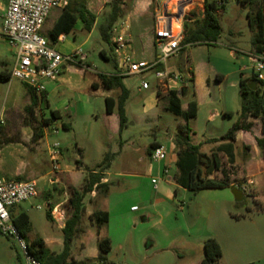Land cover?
Returning a JSON list of instances; mask_svg holds the SVG:
<instances>
[{"label": "rangeland", "instance_id": "374dc122", "mask_svg": "<svg viewBox=\"0 0 264 264\" xmlns=\"http://www.w3.org/2000/svg\"><path fill=\"white\" fill-rule=\"evenodd\" d=\"M163 1L168 0H153L149 15L153 17L155 10L163 7ZM243 1H225L222 35L216 44L188 47L178 58L168 63L169 69L182 77L189 78L191 71L197 76L194 92L199 94L198 99L193 96L192 87L183 90L184 81L176 84V88L182 94L183 109L187 108L191 100L200 102L199 115L189 121V126L192 129L193 144L201 145V152L206 154H210L219 145L209 141L222 138L238 121L242 105L240 81L244 76L252 75L253 31L248 17L251 5L244 4ZM146 2L143 0L144 4ZM250 2L252 13L255 14L262 0ZM132 4L133 0H127L126 10ZM193 12L194 20L187 23L188 26L203 18L202 8L196 7ZM104 15L101 14V19ZM147 16L148 14L146 18ZM151 20L150 25L153 24ZM50 27L51 24L46 23L42 29L45 38ZM147 35L146 42L150 41L147 52L152 54V33L149 31ZM88 37L86 32L79 34L77 43L82 45L79 47L82 56L76 58V64L66 66L59 83L51 82L47 85L50 91L49 97L47 96L50 110L59 109L64 121L72 127L70 130L60 128L59 133L54 136L50 133L52 136L48 138V142L61 143L63 160L72 170L74 184L80 187L91 172L100 171L98 166L105 156H111L109 167L103 169L106 182L111 183L110 193L104 199L97 194L86 197L81 232L72 243L73 261H96L98 242L109 238L112 249L107 258L112 263L198 264L205 256L204 243L214 238L221 244L223 251L219 264H264V184L259 187L256 178L242 173L250 149L247 150L242 143H236L237 156L234 164H230L226 155H221L223 166L230 173L235 188L248 178L255 181L251 193L244 195L243 200L235 199L232 188L199 192L185 190L173 180L174 168L169 173L172 181L168 182L164 169L176 158L174 140L179 126L185 124L182 118L165 109L172 87L161 90L154 109H149L146 99L155 91V78H145L150 83V90H142V76L126 78L125 85L130 92L127 116L129 122L119 134L117 114H106L105 99L118 98L120 91L111 95L92 89L93 86L96 88L92 82L98 74L114 72L112 63L103 59L101 51L107 52L113 61L117 56V49L113 41L112 44L103 41L98 27ZM14 63V50L0 37V74L11 72ZM17 82L15 80L12 86L0 80V111L11 109L23 99L28 101L27 90ZM261 89L264 93V86ZM25 104L23 102L20 108L5 111L6 124L0 141L5 146L24 144L29 161L37 154L42 156L41 170L44 168L43 172H46L49 167L46 142L43 140L34 144L31 130L28 135L23 136L25 141L21 140L18 133L26 130L24 120L28 116ZM50 110L45 107L47 116H50ZM36 113V117L41 120L37 110ZM65 113L71 114V117ZM253 122L250 133L253 137L260 136L261 120L254 119ZM251 136L242 135L240 138L252 142ZM155 141L162 143L167 150L166 159L160 163L153 161L148 152ZM26 164L32 166L31 163ZM20 177L31 179L28 175ZM212 178L220 180L223 174L217 172ZM153 179H159L158 189L152 184ZM41 207L40 210H30L32 231L27 241L41 238L47 242L51 251L61 253L64 247L62 228L55 221H48V207L42 204ZM132 207H136L137 211L133 212ZM64 209V217H67L68 209ZM96 210H104L109 214V222L100 229L91 217ZM0 264H22L17 243L2 234Z\"/></svg>", "mask_w": 264, "mask_h": 264}, {"label": "trees", "instance_id": "16d2710c", "mask_svg": "<svg viewBox=\"0 0 264 264\" xmlns=\"http://www.w3.org/2000/svg\"><path fill=\"white\" fill-rule=\"evenodd\" d=\"M223 3L222 6L220 4ZM242 3L250 4L251 11L248 15L249 26L253 31L252 46L257 53L264 52V0L255 11L252 13V3L250 0H244ZM226 2L205 0L203 18L199 21L193 22L192 26H185V38L183 41L185 52L188 47L198 46L201 44H216L222 35V15ZM110 11L104 15L98 30L104 42L112 44L111 31L113 27L125 18L129 10H126L127 0H112ZM194 13L190 17H194ZM78 21L84 24V30L91 33L97 21V16L91 13L83 3H78L76 7H66L49 32V44L57 43L59 36L62 34L69 35L74 30ZM101 56L105 60H109L104 51H101ZM183 68H180L182 70ZM189 78L183 76L184 88L183 90L192 87V94L195 96L194 83L195 74L190 72ZM102 86L106 91H120L118 98L107 97L105 99L106 114L108 116L117 114L119 120L120 134L127 127L129 119L126 112V104L130 97V92L123 83L125 77L114 74L105 75L98 74ZM10 72H2L0 80L7 82L11 79ZM220 79V77H218ZM257 84V90L253 91L250 84ZM264 84L260 83L256 78L241 79L240 81V94H241V111L238 121L233 127L220 139L210 140L209 143L219 144L216 148L212 149L210 154L201 152V145H194L192 142V129L189 126V121L196 119L198 115V103L195 100L189 101L187 109L182 106V94L177 90H170L168 93V101L166 104V111L173 114L178 118H182L185 124H181L178 128V134L174 140L176 147L177 161L175 163V174L173 180L175 183L189 191H203L208 189H225L235 188L231 180V175L225 170L221 155L227 156L230 164L236 161V142L237 135L240 132L249 133L254 123L250 119L261 120V132L263 137L257 140L258 147L264 154V93L261 89ZM27 87V86H26ZM94 87V86H93ZM28 93L31 97V104L27 107L26 112L31 117L33 123V143L37 144L44 138V127L49 126L52 120L61 119L60 113L51 111V120H36L33 115V110L37 107L38 100L36 95L31 89L27 87ZM190 91V90H189ZM46 98L45 106L49 109L47 100V93L44 94ZM232 116V114H228ZM66 130L70 129L64 125ZM159 144L153 142L149 147V154L158 147ZM248 150L249 146L244 145ZM111 156L107 154L103 162L98 166L100 171H93L84 180L80 187H74L71 184L66 186L68 194V201L66 207L68 215L66 218L65 226L62 229L64 235V247L61 253L51 251L45 241L41 238H35L29 243L30 253L33 254L43 264H87L86 262H74L71 258L72 243L75 237L81 232V225L86 212L85 199L88 195L96 193L97 196L103 199L108 196L111 189L110 182H103L104 171L109 167ZM80 164V163H78ZM217 172H222L223 178L218 180L212 178ZM21 181H26L20 178ZM15 226L20 231L21 235L27 239L32 231V223L28 214L21 212L15 215L11 211ZM46 217L48 221L54 222L52 216V209L49 208ZM91 217L96 221L98 229L109 222V214L103 210H96L92 213ZM99 233V232H98ZM99 253L98 260L108 261L107 255L112 249L111 240L103 238L98 242ZM204 258L198 264H219L223 257V251L219 242L210 238L204 243Z\"/></svg>", "mask_w": 264, "mask_h": 264}, {"label": "built area", "instance_id": "2783aa9c", "mask_svg": "<svg viewBox=\"0 0 264 264\" xmlns=\"http://www.w3.org/2000/svg\"><path fill=\"white\" fill-rule=\"evenodd\" d=\"M63 0H9L2 23V37L15 52V63L11 73L12 79L25 84L36 95L38 104L36 110L41 120H45L44 109L46 98V81H56L61 76L64 67L76 64V58L82 56V50L77 49L70 54H62L53 48L42 35V29L51 13L63 8ZM205 0H168L157 11L154 24L155 58L152 61H137L129 54L130 39L128 26L117 23L112 31V41L122 56L123 73L120 76H142V90H150L146 77L156 80L155 92L167 89L171 84H181L183 77L169 69L168 63L182 53L185 38V26L191 23L190 17L196 7L204 10ZM223 3L220 4L222 6ZM252 77L264 84V52L255 53L252 58ZM184 86V84H183ZM5 124L3 114L0 116V127ZM57 127H50L49 133L58 134ZM47 155L50 162L49 181L55 183L62 172L63 148L60 142L49 146ZM151 157L155 162H163L167 150L163 145L156 147ZM172 167H165L164 174L168 182ZM152 184L158 189L159 179H153ZM255 186V181L248 178L238 184L237 188L244 195H249ZM37 180H6L0 179V234L14 240L22 255V264H43L30 253L29 243L15 226L11 211L16 206L34 200L38 197ZM38 209H42L38 206ZM137 211V208H133ZM87 264H116L109 261L96 260Z\"/></svg>", "mask_w": 264, "mask_h": 264}, {"label": "crops", "instance_id": "0c3cea01", "mask_svg": "<svg viewBox=\"0 0 264 264\" xmlns=\"http://www.w3.org/2000/svg\"><path fill=\"white\" fill-rule=\"evenodd\" d=\"M8 1L9 0H0V37L3 40H4V38L2 37V23H3V17L5 14V11H6L7 6H8ZM63 1L65 2L64 7L54 10L46 22L47 24L48 23L51 24V27L48 30V33L46 35L47 40H48L49 32L52 30L53 26L56 24V22L58 21V19L60 18V16L62 15V13L66 7L74 6V8H75L78 3H83L91 13H93L94 15L97 16V21H96L91 33L85 31L84 30V24L81 21H78L71 34L60 35L57 43L51 45L57 51L66 55V54H70V53L74 52L75 50L79 49V47L82 46V45H78V43H77V39H78L79 34L83 35V32H86L89 35V37H91L94 34L95 29L102 22L101 14H103V13L107 14L110 11V5L109 4L111 3L112 0H63ZM146 1L147 2L144 4L143 0H133V4H132L131 8L129 9V13L125 17V21H122V20L119 21V23H125L129 28V30H128L129 39H130L129 54H131L133 59L137 60V61H152L155 58L154 34H153L154 27H153V25L155 24V16H156L157 11L159 9L157 8L155 10V13L153 14V17H152V15H149V9H150V6H151L153 0H146ZM165 3L166 2L163 1L162 5H164ZM147 14H148V16L146 18ZM149 19L150 20L152 19L151 21L153 24L150 25ZM149 31L152 33V39H151L152 50H153L152 54L147 52L149 47H150V41L146 42L147 37H148L147 34ZM116 52H117V56L114 58L113 61H111V58L108 55V53L105 52V55L109 60H105V59L104 60L106 62L112 63V67L114 69V72L113 73L102 72V74H105V75H114V74L122 75V73H123L122 56L118 50H116ZM252 52H254V53H251V61H252L254 54L256 53L255 50H253ZM145 57H148V59H144ZM65 69H66V67H64V70ZM61 77H62V74L58 78V80H56V81H46L45 82L46 93H47L48 97H49L50 91H49V86L47 87V85L51 82L59 83L62 80ZM123 77H125L123 79V83L125 85V79L128 77H126V76H123ZM251 78H252V75L244 76L242 79L245 80V79H251ZM14 81H15V79L11 78L9 81H7L5 83H10L13 86ZM197 82H198V79H197V76H195L194 89L197 86ZM17 83H19V85L24 86L25 89L27 90V87L25 84H23L20 81H18ZM92 84H94L96 87V88L92 87V89L96 90L97 92L98 91L99 92L105 91L107 94L111 93V95H113L114 93H118V91H119V90L110 91V92L106 91L103 88L101 80L99 79V77L95 78L94 81L92 82ZM169 86L172 87L171 90H177L176 84H171ZM195 91H196V89H195ZM160 95H161V93L159 95H157L155 91L152 94H150L146 99L147 108L154 109V105H156L157 100H158ZM27 96H28L27 102H25L24 99L20 102H16L15 105H13L11 107V109H13V108L15 109L16 107L20 108L21 104L24 102V103H26L25 104L26 105L25 110H26L27 107L31 104V97L28 93V90H27ZM195 97L197 99L199 98V94L197 92L195 93ZM128 102H129V99H128L127 104H126L127 116H129ZM48 104H49V101H48ZM198 107H199V110H198V115H199V112L201 110L200 102H198ZM11 109H5V110L3 109L2 111H0V116L3 114L4 120H5L6 119L5 118L6 117L5 111L11 110ZM49 110H50V104H49ZM51 111L59 112L61 119L52 120V122L49 126L44 127V138L41 141L44 140L46 142V145H47L46 150L47 151H48L49 146L53 144V143L48 142V138L50 136H52L49 133V132H51V131H49L50 127H53V126L57 127L59 129L58 133L60 131V128H63L64 130H66L64 128V125H66L70 129L72 128L69 123L64 121L63 114L59 109L50 110V116H47L46 112H44L45 120H47V119L51 120ZM33 113H34L33 117L36 120L41 121L36 117V115H37L36 108L33 110ZM26 114L28 116L27 112H26ZM65 114L68 117H71V114H69V113H65ZM115 114L116 113H114L111 116H114ZM226 114H231V113L226 112ZM253 120L254 119H250L251 122H253ZM116 122L118 123V133L120 134L118 117H116ZM24 123L26 125V130L18 132L19 135L22 137L21 138L22 141H25L23 136L26 134L28 135L30 130L32 131V134H34L33 127H32L33 121H32L30 116L25 118ZM5 124H6V122H5ZM5 124L0 127V135L5 129ZM252 130H253V128H252ZM54 135H56V134H53V136ZM242 135L244 137H246V135L251 136L252 133L240 132L237 135V142L236 143H242V144L250 147V151L247 154L246 161L242 167V171H243L242 173L256 178L257 185L259 187H261L264 184V154L261 151V149L258 147L257 140L262 138L263 134L261 132L260 136H256V137H253V135H252L251 136L252 142L251 141H243L240 138ZM32 142H33V135H32ZM40 142H38V143H40ZM155 142L158 143L159 145H162V143H160L159 141H155ZM23 145L24 144H22V143H17L15 145L5 146L4 144H2V141H0V179L19 180L20 178H24V177H20L21 175H28L31 179H25V178L24 179L25 180H33V179L37 180L38 193L39 194H38V197L35 198L34 200H31V201L25 202L19 206H16L15 208L12 209V212L15 215H17L21 212H24V213L28 214L30 217V210L38 209V206H41V204H42V206L48 207L47 208L48 210H49V208L52 209V216H53L54 221L59 226H61V228L63 229L65 226V222H66L65 218H67L66 215L64 217V213H65L64 207L66 208V204L68 201V194L66 192V186L68 184H71L74 187H77L73 181V177L71 174L72 170H70L67 167V165L65 164L64 160H62V172L57 176V180L55 183H53V184L50 183L49 176H48L49 171H50L49 158H48L49 167L46 169V172H43L44 168L41 170V167H42L41 162L43 161L42 160L43 157L38 156V154H37L29 161L27 150ZM46 157H48V155ZM176 161H177V154H176V158L171 162L169 161L170 163H168L167 166L172 167V169L173 168L175 169ZM26 163H31L32 166L29 167L28 164H26ZM104 181L106 182L107 180L103 179V182ZM95 194L96 193H93L92 197H94ZM133 208H136V207H132V209ZM30 220H31V217H30ZM45 243H46L47 247L49 249H51L50 246L47 244V242H45Z\"/></svg>", "mask_w": 264, "mask_h": 264}, {"label": "water", "instance_id": "95a60500", "mask_svg": "<svg viewBox=\"0 0 264 264\" xmlns=\"http://www.w3.org/2000/svg\"><path fill=\"white\" fill-rule=\"evenodd\" d=\"M250 88L253 91H256L257 90V84H255V83L254 84H250ZM232 193H233V195H234V197H235L236 200H243L244 199L243 192L241 190H239L238 188H232Z\"/></svg>", "mask_w": 264, "mask_h": 264}]
</instances>
